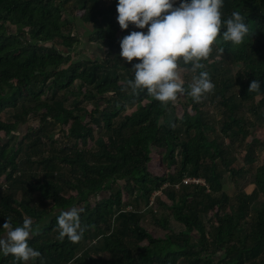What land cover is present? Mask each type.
<instances>
[{"label":"trees","instance_id":"obj_1","mask_svg":"<svg viewBox=\"0 0 264 264\" xmlns=\"http://www.w3.org/2000/svg\"><path fill=\"white\" fill-rule=\"evenodd\" d=\"M116 3L0 0V226L32 220L29 244L41 256L27 264H264V0H224L222 19L239 11L248 35L234 45L218 33L196 69L214 88L194 102L181 78L185 91L166 104L127 84L137 58L120 57L119 41L134 26L120 28ZM67 13L92 26L104 59L74 58L81 37ZM254 79L260 90L248 91ZM75 92L94 109L78 98L67 107ZM217 97L222 118L212 123L204 108ZM34 118L41 123L21 136ZM249 176L251 194L238 183ZM158 193L171 205L153 203ZM142 205L168 235L143 227ZM71 206L82 209L75 242L56 221ZM0 264L24 262L0 253Z\"/></svg>","mask_w":264,"mask_h":264},{"label":"clouds","instance_id":"obj_2","mask_svg":"<svg viewBox=\"0 0 264 264\" xmlns=\"http://www.w3.org/2000/svg\"><path fill=\"white\" fill-rule=\"evenodd\" d=\"M224 0H117L116 20L121 29L134 30L119 41V55L132 63L133 75L127 81L135 93L138 89L162 103L174 101L177 94L184 92L183 81L177 72V60L191 62L193 69H203L200 62L207 58L211 45L218 33L225 41L239 45L249 33L245 17L239 11H232L222 19ZM223 51V50H222ZM214 88L209 73L199 71L188 85L187 95L194 102ZM260 90V81L252 80L248 91ZM82 209L71 206L60 209L56 217L59 235L70 241L81 238ZM0 253L11 254L16 260L27 264L41 256L38 249L29 244L36 235L33 222L24 218L21 224L13 225L7 218L0 226Z\"/></svg>","mask_w":264,"mask_h":264},{"label":"rangeland","instance_id":"obj_3","mask_svg":"<svg viewBox=\"0 0 264 264\" xmlns=\"http://www.w3.org/2000/svg\"><path fill=\"white\" fill-rule=\"evenodd\" d=\"M106 1L108 3H111L113 0H106ZM67 14H68L67 16L72 21H74V23H73L74 32H77L81 37V42L76 47L74 58L75 59L92 58V59H100V60L104 59L106 57V50L104 48H102L100 45H98L97 43H95L94 41L90 40V36L93 33L89 32L90 31L89 29L92 26L91 25H83V23H81L79 20L74 19L72 14H69V13H67ZM222 64H223V61H222ZM227 64H229L228 66H230L232 64L231 59L228 58L223 65H227ZM236 71H237V69L234 68L232 72L235 73ZM177 72L182 79L190 80V83H192L193 76L197 75L196 69L194 70L193 67H191L189 69L188 68L185 69V68H182L181 66L177 65ZM74 91H77L76 85L74 87ZM77 98L79 99V103H80V105H82V107H85L87 109H92V108L94 109L95 103L91 100L85 99L84 95H80L77 92H75V94L70 96V98L66 102V106L70 107L71 104L73 103V101H75ZM219 100H220L219 97L215 98L214 100H212L213 102L210 101L209 104L204 108L205 113L208 115L209 121L212 123H216V122L218 123V121L222 118V108H221V105L219 103ZM102 109H103V105L101 107V110ZM241 109L246 111L248 113V115H250L247 107L241 106ZM40 123H41L40 120H36L35 118L31 119L28 122V124L23 125L20 128V135L24 136L26 133H28V131L31 129V127L37 126ZM66 130H68V129L66 128ZM53 131L56 133L57 138H58L60 144L62 145V148L65 147V144L68 145V142L65 139L66 136H64V134L61 132L60 128H57ZM260 162H262L261 159H260ZM242 165H243L242 156H241V154H238V161L236 162L235 166L239 167ZM247 179L249 181H252V177L249 176L248 178L244 179V181L239 180L238 183L240 185H242L243 188L245 187L246 193L251 194L254 192L255 185H253L252 183L250 184L247 181ZM224 183L226 185V190L229 191L230 193L235 190L234 189V183L232 182V180L229 177L227 172L225 173ZM158 198H160L163 203L171 205V203L167 200V198L165 196H163L162 193H158L157 197L152 198L153 203H156L158 201ZM142 207H143V213L145 215L144 220L142 222L143 227L147 231L152 232L157 237L165 236L166 234L168 235L169 231L164 230L161 226H159L154 221V218L151 215V213L153 211L152 208H149V207L147 208L144 205H142ZM164 214L166 215V213H164V211H162L161 208H159V210H157V215L159 216V218H163ZM178 226H179L178 224L172 223V227H173L174 231L178 232Z\"/></svg>","mask_w":264,"mask_h":264},{"label":"built area","instance_id":"obj_4","mask_svg":"<svg viewBox=\"0 0 264 264\" xmlns=\"http://www.w3.org/2000/svg\"><path fill=\"white\" fill-rule=\"evenodd\" d=\"M185 184H200V185H207L206 181L199 178H187L185 180Z\"/></svg>","mask_w":264,"mask_h":264}]
</instances>
